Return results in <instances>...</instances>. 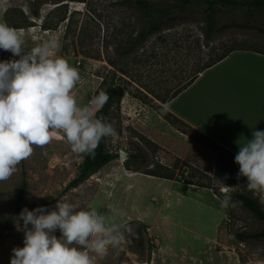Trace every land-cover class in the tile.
<instances>
[{
    "label": "rangeland",
    "instance_id": "obj_1",
    "mask_svg": "<svg viewBox=\"0 0 264 264\" xmlns=\"http://www.w3.org/2000/svg\"><path fill=\"white\" fill-rule=\"evenodd\" d=\"M80 1L0 0V22L19 31L24 52L56 38L57 55L79 71L72 90L78 106H89L103 83L116 89L119 102L110 110V125L117 136L107 140L106 151L117 158L63 192L87 153L72 151L56 130L45 145H33L17 171L0 181V264H10L12 249L24 246L22 221L13 212L22 178L23 207L52 209L57 200L70 199L103 213L108 223L123 225L121 248L109 249L96 264H264V239L236 238L260 232L264 225L234 195H252L264 206L260 195L247 189L246 178H237L233 158L203 147L163 114L170 102L171 111L189 118L190 92L176 103L169 100L229 49L264 53V12L215 7L216 34L206 44L203 3L180 11L173 8L178 0H147L154 11L142 12L124 0ZM169 18L173 20L167 22ZM151 22L161 30L137 43L138 32ZM231 23L251 28L226 29ZM8 59L19 57L0 50V60ZM149 171L171 175L172 180L148 176ZM186 180L204 187L186 185ZM219 180L229 188L222 190ZM212 194L220 202L229 197L228 206L221 208ZM55 235L59 237V231Z\"/></svg>",
    "mask_w": 264,
    "mask_h": 264
},
{
    "label": "clouds",
    "instance_id": "obj_2",
    "mask_svg": "<svg viewBox=\"0 0 264 264\" xmlns=\"http://www.w3.org/2000/svg\"><path fill=\"white\" fill-rule=\"evenodd\" d=\"M24 39L15 28L0 22V50L19 59L0 60V181L17 171L33 145L49 142L52 131H61L72 151L92 154L102 139H114L115 129L95 118L109 97L101 91L89 106H78L72 90L79 71L57 55L59 42L51 37L24 52ZM234 162L237 178H246L247 189L264 202V131L237 142ZM222 190L229 188L219 180ZM229 197L221 201L227 207ZM23 247L12 249L10 264H96L109 249H120L123 225L108 223L103 213L82 208L70 199L57 200L54 208L24 207ZM59 231L57 237L55 233Z\"/></svg>",
    "mask_w": 264,
    "mask_h": 264
},
{
    "label": "crops",
    "instance_id": "obj_3",
    "mask_svg": "<svg viewBox=\"0 0 264 264\" xmlns=\"http://www.w3.org/2000/svg\"><path fill=\"white\" fill-rule=\"evenodd\" d=\"M187 92L192 101L189 118L171 111L170 102L167 110L233 155L238 152L240 139L243 143L244 138H252V130L264 131L263 54L244 50L228 54L199 73L173 101L178 102ZM212 198L220 202L213 194Z\"/></svg>",
    "mask_w": 264,
    "mask_h": 264
},
{
    "label": "trees",
    "instance_id": "obj_4",
    "mask_svg": "<svg viewBox=\"0 0 264 264\" xmlns=\"http://www.w3.org/2000/svg\"><path fill=\"white\" fill-rule=\"evenodd\" d=\"M76 2H84L80 0H72ZM125 4H129L134 6L136 9L142 12H153L154 8L152 7L151 3L147 0H124ZM203 3L205 6L203 7V15L205 19V32L204 37L206 44H210L214 40V35L216 34L214 30V15L216 8H230V9H244L247 12L250 11H256V12H264V0H178V3L173 6V8H176L177 10L183 11L187 6L191 4H200ZM167 10L159 11L161 15L167 14ZM36 13L34 16L36 17ZM173 19H166L167 22ZM239 29V30H249L251 27L248 23H241V24H235L231 23L227 25L226 29ZM161 30L160 24L156 22H151L147 26H145L141 31L138 32L136 36V42L141 43L144 42L145 39ZM242 49L238 48H231L228 51H226L224 54L217 57L215 60L210 61L208 64H206L203 68H201L200 71L197 72L196 76L191 79L187 85L178 91L169 101L173 100L182 90H184L186 87H188L197 77V75L204 70L212 67L219 61H221L223 58H225L228 54L234 52V51H240ZM246 51V50H244ZM250 51V50H248ZM252 51V50H251ZM260 53V52H256ZM263 54L264 53H260ZM101 91H104L108 94V101L103 106V108L97 110L94 113L95 118H102L106 122L110 123L111 121V113L110 110L113 106V104L119 102V96L117 94L116 89L113 86L106 85V83L101 84L94 92L93 97L97 96ZM168 101V102H169ZM164 117L167 121L173 123L174 125H177V127H184L192 133V137L196 142L201 144L203 147L209 149L213 153H217V155L225 154L228 157H231L234 159L235 155L228 152L221 146H219L217 143L209 139L208 137L204 136L203 134L195 131L193 128L186 125L181 120L177 119L175 116H173L170 112L163 110ZM184 134H188L186 132H183ZM108 139H102L99 143V146L94 150V153L92 154H86L84 157L77 176L72 179L64 188L63 192H68L69 190H72L76 188L78 185L86 181L89 177L97 173L99 170L104 168L106 165H108L110 162L115 160L117 157L115 155H112L106 151V142ZM133 159H138L137 157L133 156ZM190 169L203 178H207V176L202 173L201 171H198L194 167H190ZM148 176L156 177V178H162L166 180H172L171 175L162 174L158 171H149L146 173ZM186 185H192L197 187H204L202 185H199L197 183H192L190 180H186L184 182ZM26 195V180L22 178L20 185L18 186L15 195H14V207L13 212L14 214L19 215L20 211L24 208L23 202ZM236 201L240 204V206L246 210L249 214L252 215L253 218L260 221L264 225V206L262 203L259 202L258 199L254 198L252 195L244 194V193H236L234 195ZM30 210V209H29ZM237 240L241 242L250 241V240H263L264 239V228L257 233L253 234H242V235H236Z\"/></svg>",
    "mask_w": 264,
    "mask_h": 264
},
{
    "label": "water",
    "instance_id": "obj_5",
    "mask_svg": "<svg viewBox=\"0 0 264 264\" xmlns=\"http://www.w3.org/2000/svg\"><path fill=\"white\" fill-rule=\"evenodd\" d=\"M119 158H120V159H123V158H124V155H123V154H120V155H119Z\"/></svg>",
    "mask_w": 264,
    "mask_h": 264
}]
</instances>
